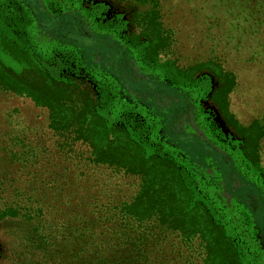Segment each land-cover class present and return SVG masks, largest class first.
<instances>
[{"label": "trees", "instance_id": "obj_1", "mask_svg": "<svg viewBox=\"0 0 264 264\" xmlns=\"http://www.w3.org/2000/svg\"><path fill=\"white\" fill-rule=\"evenodd\" d=\"M86 1L36 0L40 12L51 19L50 27L41 23L25 0H0V93L24 97L46 111L55 149L66 155L63 164L54 166L53 179L62 181L67 169H59L78 157L85 163L78 185L104 169L111 178L132 180L136 190L126 199L111 195L112 201L102 202V195L89 201L98 194L100 181L84 192H75L78 187L74 190L75 183L71 184L68 197L76 224L60 218L48 228L43 206L33 202V196L16 188L17 199L5 203L1 196L11 178L3 171L0 222L16 220L24 228L8 231L17 245L10 243L7 255L0 242V262L197 264L200 257L203 264H264V231L251 209L255 198L237 194L245 186H254L256 200L264 209V167L259 162L264 132L258 120L244 127L229 111L236 75L215 64L208 98L238 137L235 143L243 157L229 148L228 141L220 144L202 113L198 72L211 70L204 64L189 69L179 66L172 53L174 39L164 28L159 10L153 7L124 19L118 33L104 29L106 23L102 26L99 16L90 15L92 6ZM71 35L102 42L87 59L84 46L77 45ZM104 44L112 50L109 55L101 54ZM114 54L120 59L117 62ZM138 82L163 83L176 94L149 93ZM102 85L112 93L102 94ZM105 108L108 117L102 114ZM129 109L130 116L126 113L116 121ZM170 111L179 130L201 135L219 151L231 168L232 191L212 161L199 164L187 154L182 156L184 152L165 130L163 118ZM189 114L190 124L185 123ZM10 143L22 145L16 138ZM8 153V161H20V151ZM4 163L0 157V172ZM57 188L60 195L64 193Z\"/></svg>", "mask_w": 264, "mask_h": 264}, {"label": "rangeland", "instance_id": "obj_2", "mask_svg": "<svg viewBox=\"0 0 264 264\" xmlns=\"http://www.w3.org/2000/svg\"><path fill=\"white\" fill-rule=\"evenodd\" d=\"M25 2L32 7L36 17L42 19L41 23L52 26L51 19L40 12L36 0H25ZM86 2L92 6L93 11H89L90 15L99 16L102 26L106 23L107 26L103 27L104 29L115 30L118 33L124 28V19L130 20L133 14L139 15L155 7L160 11L164 28L172 34L173 58L178 61L179 66L189 69L199 68L204 64L211 70L207 72L201 69L198 72L200 76L197 79L200 80L199 85L203 87L202 90L199 89V98L202 113L211 122L214 136L220 144L225 145V141H228L229 148L236 150L242 156L238 150L239 144L235 143L238 137L222 118L215 104L208 98L214 81L211 73L217 70L215 64L223 66L236 75V86L233 87L228 100L229 111L235 120L244 127L258 120L259 127L264 132V13L261 12L264 10V0H87ZM119 14H122L123 18ZM106 20L110 22L107 23ZM130 32L134 31L130 30ZM71 36L75 37L77 45L84 46L82 53L87 59L102 42L79 35ZM127 39L124 37L126 42H128ZM101 47L103 48L101 54L109 55L112 51L107 44ZM118 60L120 59L117 55L115 61ZM137 84L139 87H145L147 92L159 94L162 97L176 94L163 83L147 82L145 85V82H138ZM137 84L136 87H138ZM101 90L102 94L112 93L103 85ZM131 110L121 112L119 119L112 118V120H121L127 116L126 113L130 116ZM102 114L109 116L107 108L103 109ZM46 116V111L36 108L30 100L0 93V157L6 162L0 174L6 170L7 179L11 178V185L8 187L9 184H7L8 189H4L1 196L4 197L5 203L17 199L16 188L20 193L27 194V197L33 196L36 200L32 201L36 203L39 201L43 206L44 227L49 228L60 218L63 220L67 218L72 221L71 223L76 224L73 222L75 208L72 205V199L68 197L70 193L68 187L71 184L75 183L74 190L78 187L75 192H84L87 187L94 184V181H100L99 188L95 190L98 194L91 195L92 198L90 197L89 201H92L94 197L100 198L102 195L105 196L102 202L109 199L112 201L113 199L109 197L111 195L114 199L118 197L126 199L132 195L131 193L136 190L132 180L120 176L111 178L112 176L109 177V173L104 169L98 176L94 177L90 174L92 177H88L86 182L78 185L80 171L85 165L84 161L78 157H73L70 164H64L59 169H67L62 181L58 177L53 179L56 175L54 166L57 162L63 164L66 155L56 151L54 145L56 139L48 129ZM188 117L189 121L185 123L190 124L192 116L189 114ZM163 122L168 137L184 152L182 156L187 154L191 161L199 164L212 161L218 166L226 188L232 191L231 168L223 160L219 151L207 144L208 142L205 143L206 140L201 135L179 130L178 125L173 122L171 111L165 114ZM14 138L21 140L22 145L18 147L10 143V139ZM150 146L153 147V145ZM259 150V162L264 167V137ZM5 151L9 152L6 154L8 156L11 152L20 151V161H8L10 157L5 156ZM58 174H61L60 171ZM59 186L60 190L61 187L64 189L61 195L57 188ZM256 192L257 189L254 186H245L237 194L240 196L242 193H249L255 198V205L251 206L252 213L260 231H264V209L256 200ZM63 195L64 197H61ZM3 204L0 202V207ZM88 210L89 206L86 209L83 208L84 213H88ZM22 228L24 224L16 220L0 222V242L6 255L12 244L17 245V241L12 240L8 231H21ZM17 247L14 249L16 250ZM184 254L186 257L189 256L188 252ZM196 262L203 264L200 257L196 258ZM0 264L6 263L1 261Z\"/></svg>", "mask_w": 264, "mask_h": 264}]
</instances>
